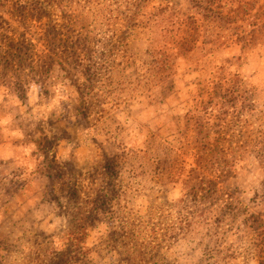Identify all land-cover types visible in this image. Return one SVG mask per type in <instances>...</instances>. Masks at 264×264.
<instances>
[{
    "label": "rangeland",
    "instance_id": "obj_1",
    "mask_svg": "<svg viewBox=\"0 0 264 264\" xmlns=\"http://www.w3.org/2000/svg\"><path fill=\"white\" fill-rule=\"evenodd\" d=\"M253 9L0 0V124L36 140L0 160V264H264L263 52L231 35ZM168 97L177 135L131 138Z\"/></svg>",
    "mask_w": 264,
    "mask_h": 264
},
{
    "label": "crops",
    "instance_id": "obj_2",
    "mask_svg": "<svg viewBox=\"0 0 264 264\" xmlns=\"http://www.w3.org/2000/svg\"><path fill=\"white\" fill-rule=\"evenodd\" d=\"M254 13L256 15V24L253 21L254 19L251 17H255L252 13L247 14L243 19L238 18L235 25H238L237 32L234 31V33H231L233 39L239 40V37L245 36V38H249V40H256L259 41V44L256 48L258 51L263 52V59L259 60L260 55H255L256 50L254 49V52L251 57H255V59L251 60L249 63H247L246 67L248 66L249 72L252 73L255 76V69H251L250 67L253 65H258L260 68L262 67V72L264 74V9H253ZM253 23V24H252ZM251 24V25H250ZM209 34V31L207 32ZM225 36L224 34H220L219 37L223 38ZM225 38V37H224ZM241 42V40H240ZM237 43V42H236ZM242 45L235 44L234 46H230L229 48H224V46L220 44H216L215 49H207L205 51H209V55L207 53H202L207 55V57H214L217 62L223 61L226 58L229 57H235L240 56L242 53ZM248 50V49H247ZM190 52V51H189ZM187 52V53H189ZM205 55L203 57H205ZM255 55V56H254ZM258 57V59H256ZM254 70V71H253ZM252 71V72H251ZM259 73V72H258ZM236 75V73L234 74ZM182 88V87H181ZM179 89V87H177ZM179 93V92H178ZM179 97H168L164 100H160L157 104L163 106V109L159 110V115L157 112V109L154 108L155 113L154 116H157V119H153L149 122H147L150 125L151 129H134L132 130V136L131 138H155V139H161V138H168L170 139V136L175 137L177 134V130L174 128L173 123H178L179 121L173 120L175 115L180 112V108L182 105L184 106L186 103V100H180ZM164 101V103H162ZM150 106L151 104H146V106ZM143 107V106H142ZM145 107V106H144ZM168 113H170L168 115ZM148 114V111L145 110L143 115H139V117L143 118V120H146ZM157 114V115H156ZM163 114V116H161ZM152 115V112L150 113ZM168 115V116H167ZM172 118V120H170ZM138 119V117H137ZM171 126V127H170ZM7 125V131L3 129L4 127L2 124H0V160L2 161H12L14 163L19 162L21 159L24 160H30L33 158V154L29 153V150H31V147L33 144L36 143V140L33 141L32 139L27 140L28 136H26V130H12ZM126 132L121 133V135H126ZM39 133L35 135V137H38ZM158 144V141H157ZM31 154V156H30ZM10 198V196H9ZM12 198V197H11ZM1 219V215H0Z\"/></svg>",
    "mask_w": 264,
    "mask_h": 264
},
{
    "label": "trees",
    "instance_id": "obj_3",
    "mask_svg": "<svg viewBox=\"0 0 264 264\" xmlns=\"http://www.w3.org/2000/svg\"><path fill=\"white\" fill-rule=\"evenodd\" d=\"M234 76H235V78H239V76L237 74L234 75ZM219 80L217 82V85L215 86L216 87V91H215L214 94L216 96H214V97L211 96L210 99L206 103L207 105H212L215 101L223 99L226 96V94L224 95V90H225L224 85H223V83H219ZM234 100H235V98L234 99L233 98L229 99L230 102H233ZM222 103H224V101ZM204 126H205V128L207 127V125H204ZM204 136L206 138L208 136L207 133H205ZM206 143H207V141H206Z\"/></svg>",
    "mask_w": 264,
    "mask_h": 264
}]
</instances>
